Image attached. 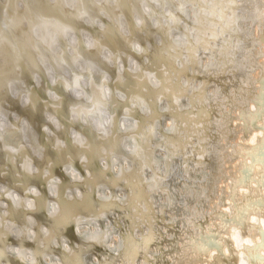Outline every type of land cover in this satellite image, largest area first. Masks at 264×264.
Returning a JSON list of instances; mask_svg holds the SVG:
<instances>
[{"label":"bare ground","instance_id":"obj_1","mask_svg":"<svg viewBox=\"0 0 264 264\" xmlns=\"http://www.w3.org/2000/svg\"><path fill=\"white\" fill-rule=\"evenodd\" d=\"M0 16L30 51L0 37V264H264V0Z\"/></svg>","mask_w":264,"mask_h":264},{"label":"water","instance_id":"obj_2","mask_svg":"<svg viewBox=\"0 0 264 264\" xmlns=\"http://www.w3.org/2000/svg\"><path fill=\"white\" fill-rule=\"evenodd\" d=\"M53 9V11H52V14H54L53 16H55V18H54V20H61V18H60V16H59V14H60V9H58V5H56V4H54V7L52 8ZM9 11H7L6 13H8V12H11L12 11V9L11 8H9L8 9ZM6 13H3V15L4 16H6L7 14ZM66 18H64V20H65ZM63 20V19H62ZM9 21V19H7V20H5L4 18H2L1 16H0V37L2 38V39H4V40H6V42H7V44L9 45V47L12 49V51H14L15 53L17 52L18 54H19V56H23L25 53H30V51H26L27 49H28V47H27V45L26 44H28L27 42H26V38L25 37H22L21 35H18V33H16V31L15 32H13L12 30H10V29H6V27L8 28V25L9 24H7V22ZM108 21V20H107ZM94 32V31H93ZM114 42H116V40H114ZM29 43H31V46H30V48H33V50H32V52H35V51H37V49L39 50L40 49V47H43L42 45H43V43H42V41H40L39 40V42L37 43L36 42V40H34V39H32V41H30ZM60 43V51H61V54H62V57L65 59V57L67 58L68 56H67V45H66V42H64V41H60L59 42ZM129 47V49H131L132 50V46H128ZM31 52V53H32ZM46 54V53H45ZM127 54H129V56H133V57H137L138 55H136V53L134 52V51H131V52H128ZM50 55L48 54H46V56H45V58L47 59L46 61L48 62V64L52 67L51 68V70H53L54 72H55V75L58 77V78H62L63 79V76L61 75V74H59V72H58V70H57V68H55V66H54V64H52L53 63V61H52V58H50L49 57ZM31 59V58H30ZM29 59V60H30ZM68 59V58H67ZM26 62L24 61V62H22V64H25ZM67 64V66L69 67V68H71L72 66H71V62L70 63H66ZM152 66H153V64H152ZM154 67V66H153ZM124 68H125V72H127V70H129V68H128V66L126 65V64H124ZM23 71V70H25V69H23V68H21L20 69V71ZM74 72V74L75 75H81V76H83V77H89V79L91 78L90 76L91 75H86V72H75V71H73ZM134 74H132V76H133ZM30 75H28V77L26 78V76L24 77L25 79L23 80L26 84L24 85V87L26 88V89H28V90H30V92L27 90V92H29V94H32L31 93V90H32V85L30 84ZM116 76L114 75V78H115ZM89 79H88V81H89ZM19 83L21 84L22 83V80H19ZM77 85H75V84H72V87H76ZM85 90V89H84ZM58 93L60 94L59 96L61 97V96H63V97H65V95H63L62 93H60V91H58ZM47 100H48V98H47ZM77 103H79V102H77ZM90 106V105H89ZM89 106H85V108L86 109H90L91 110V107H89ZM61 114H63V113H61ZM112 115H114V117L113 118H115L116 116H117V112L116 111H112ZM8 116H10V115H8ZM46 123V122H45ZM68 123V122H67ZM66 122L64 123H62L61 125H62V138H64L65 140H67V142H68V134H67V129L65 128L66 127V124H67ZM63 177V176H62ZM64 179H65V177H63ZM64 179L62 180V181H60V182H64ZM1 192V191H0ZM7 192H4V194H6ZM58 193H60V194H58V197H60V200H62V198H63V193H62V189L60 188V190H59V192ZM1 195H2V192L0 193ZM112 196H113V194H112ZM116 195L114 194V197H115ZM6 198V197H5ZM114 201V198H110V199H107V201L105 202V203H111V202H113Z\"/></svg>","mask_w":264,"mask_h":264},{"label":"rangeland","instance_id":"obj_3","mask_svg":"<svg viewBox=\"0 0 264 264\" xmlns=\"http://www.w3.org/2000/svg\"><path fill=\"white\" fill-rule=\"evenodd\" d=\"M150 78H151V76L148 78V80L151 82V80H150ZM152 83V82H151ZM118 96V95H117ZM124 129H122V131H123ZM125 143H127V141H124ZM124 147V146H123Z\"/></svg>","mask_w":264,"mask_h":264}]
</instances>
